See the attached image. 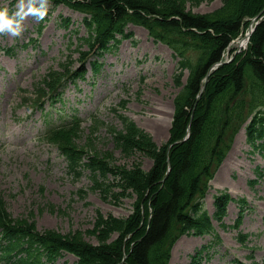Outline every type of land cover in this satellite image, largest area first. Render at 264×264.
Listing matches in <instances>:
<instances>
[{
    "label": "trees",
    "instance_id": "1",
    "mask_svg": "<svg viewBox=\"0 0 264 264\" xmlns=\"http://www.w3.org/2000/svg\"><path fill=\"white\" fill-rule=\"evenodd\" d=\"M51 1L55 7L64 4L92 16L84 43L97 47V52L107 49L110 40L133 22L152 29L156 37L177 51L194 54V60L183 67L189 71L186 83L182 81L183 73L175 79L181 89L174 99L171 130L174 141L170 151H167L168 146L158 147L152 137L125 119L126 130L117 133L115 144L127 154L136 150L151 157L150 171L137 167L132 172L118 174L111 181L107 173L113 172H106L94 161L95 169L103 172L105 184L99 185L101 190L118 181L124 183V193L136 192L131 216L125 220L100 219L94 227L100 241L96 247L78 242L66 245L51 235L41 243L54 253L65 249L77 254L83 264H168L172 247L181 235L216 234L211 217L202 210V202L239 129L245 126L254 153L264 147V144L255 146L256 140L264 138V20L256 26L249 49L214 70L203 91L210 69L223 60L230 43L248 26V21L263 11L264 0H224L218 11L205 16H192L185 13L180 4L174 7L168 3L174 0ZM160 15L165 19L161 20ZM170 15L173 18H168ZM89 56L82 61L86 62ZM69 73H54L48 86L61 83ZM188 130L190 136L184 140ZM63 140L68 141V138L63 137ZM258 176L261 179V175ZM232 201L227 192L215 196L213 218L221 221ZM244 203L240 200L241 207ZM10 217L0 209V242L6 257L11 261L25 254L20 264H41L43 254L38 249L35 230ZM113 236L117 239L111 242ZM125 250L128 258L122 263ZM47 256L48 260L53 259V254ZM191 264H199V261Z\"/></svg>",
    "mask_w": 264,
    "mask_h": 264
},
{
    "label": "rangeland",
    "instance_id": "2",
    "mask_svg": "<svg viewBox=\"0 0 264 264\" xmlns=\"http://www.w3.org/2000/svg\"><path fill=\"white\" fill-rule=\"evenodd\" d=\"M223 1L174 0L168 3L174 7L176 3L180 4L185 13L192 16H205L218 11ZM164 6L168 7V5ZM65 14L76 21L74 26L81 21L82 16L76 13L65 10ZM158 17L161 20L165 19V16ZM170 17L173 18L172 15L168 18ZM51 26L52 34L61 33L54 23ZM136 33L140 40V48L136 49L125 43L121 55L112 59L115 67L123 68L130 73V76L133 75V83L130 79L129 88H125V91L106 105L102 119H108L101 121L106 124L105 129L94 134L90 128L92 124L86 123L83 129L68 133L74 138L75 147L93 153L102 166L119 172L116 176L120 173L132 172L137 167L149 172L153 160L141 151L133 150L132 154H127L110 142V132L118 133L122 129L117 119L118 115L132 119L143 133L152 137L158 147L168 146V152L174 141L171 132L174 99L181 89L175 82V77L179 74H175L176 63L171 61L168 49L155 46L148 39L145 29L137 28ZM32 37H36L34 32ZM236 46L237 43L233 42L232 47ZM230 54L227 51L225 57L228 59ZM66 56L64 47L61 53L55 49L51 50L48 58L39 65L34 64L32 70H26L18 78L17 84L24 86L25 89L35 78L38 81L50 71H61V64L66 61ZM73 59L77 60L78 55H73ZM149 73L154 76L146 80L140 79L142 75ZM187 76L188 71H185L184 83ZM16 94L17 90L14 86L10 98L13 99ZM3 97L4 99H0L2 103L7 96ZM16 104L17 96L14 102L13 100L8 102L6 110L15 107ZM109 107H114L118 112L109 115ZM1 110L2 105H0ZM239 126L240 124L235 128L238 129ZM2 128L7 150L0 156V205H2L0 209L10 215L13 221L35 227L39 232L46 231L58 236L66 245L78 242L88 247H96L100 241L94 234V227L100 219L113 217L125 220L134 211L137 194L130 190L124 193L122 191L124 183L117 181L102 190L93 191V184L88 179H72L69 173L62 171L45 175L40 164L31 159L28 141L19 136L12 137V121L4 124ZM63 147L66 149L65 146ZM250 151L245 142V132L242 130L238 133L232 150L223 160L222 167L211 183L212 188L204 200V207L212 212L213 195L217 190L225 189L234 199L245 197L250 202L252 210L240 216V208L236 202L228 205L225 222L230 229H222L218 222H214L222 240L209 251L207 258H205L206 252H203L204 259L201 264H237V261L242 264H264V178L256 182L257 186L252 184L258 178V174H262L260 170H264V153L251 154ZM110 180L112 181L113 178ZM99 184H105L104 180ZM238 220L239 225L232 228ZM247 234L252 236H247L245 240ZM113 240L114 238L111 242ZM132 240L127 242L128 246L132 244ZM212 241L213 238L182 237L174 244L168 264H188L191 256L201 250L203 245ZM65 260L66 258L59 261Z\"/></svg>",
    "mask_w": 264,
    "mask_h": 264
},
{
    "label": "clouds",
    "instance_id": "3",
    "mask_svg": "<svg viewBox=\"0 0 264 264\" xmlns=\"http://www.w3.org/2000/svg\"><path fill=\"white\" fill-rule=\"evenodd\" d=\"M48 0H19L11 17L7 10L0 11V34H7L12 37H19L23 31V22L29 16L36 22L42 21L47 15Z\"/></svg>",
    "mask_w": 264,
    "mask_h": 264
},
{
    "label": "bare ground",
    "instance_id": "4",
    "mask_svg": "<svg viewBox=\"0 0 264 264\" xmlns=\"http://www.w3.org/2000/svg\"><path fill=\"white\" fill-rule=\"evenodd\" d=\"M251 25H253V24H251ZM242 44V47H245L246 46V44H247V40L246 39H242V40H238V45L240 46Z\"/></svg>",
    "mask_w": 264,
    "mask_h": 264
}]
</instances>
